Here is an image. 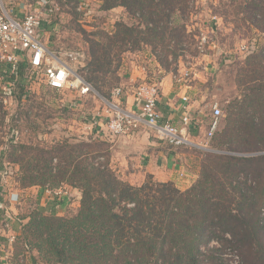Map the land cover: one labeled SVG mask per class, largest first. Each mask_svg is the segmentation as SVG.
Wrapping results in <instances>:
<instances>
[{"label":"trees","instance_id":"trees-1","mask_svg":"<svg viewBox=\"0 0 264 264\" xmlns=\"http://www.w3.org/2000/svg\"><path fill=\"white\" fill-rule=\"evenodd\" d=\"M100 1L104 10L123 7L135 22L118 20L112 31L97 32L104 40H93L88 62L91 71L85 81L105 96V88L97 82L99 73L115 74L113 65L121 52L145 44L169 71L168 59L156 52L163 48L164 56H169L173 51L167 48L172 42L184 49L182 44L193 38L186 21L195 0ZM243 11L247 21L264 34V0H247ZM55 24L42 23L47 30ZM253 41L255 49L247 55L248 66L242 67L240 82H255L248 86L250 106L256 104L264 113V44ZM178 55L173 52L174 58ZM7 81H12L13 91L18 87L22 92L28 90L24 78L12 76ZM247 108L242 106L240 115ZM235 121H231V130L215 134L212 149L201 151L200 174L186 189L152 176L140 185L132 184L99 161L103 154L87 141L81 143L78 155L67 141L41 150L52 154L50 160L59 155L64 161L58 167L46 165L44 180L61 177V182L81 192V201L72 216L59 215L56 208L50 214L40 210L28 223L36 237L32 247L54 264H230L220 260V248H212L211 241L248 250L255 236L264 234V118ZM76 158L80 160L75 162ZM3 211L0 207V216ZM257 256L248 254L247 259ZM239 264H264V259Z\"/></svg>","mask_w":264,"mask_h":264},{"label":"rangeland","instance_id":"rangeland-1","mask_svg":"<svg viewBox=\"0 0 264 264\" xmlns=\"http://www.w3.org/2000/svg\"><path fill=\"white\" fill-rule=\"evenodd\" d=\"M3 1L11 8L16 6L17 1L32 3L29 10L22 8L24 13L41 8L38 3L40 0ZM55 1L58 6L54 12L47 14L44 11L41 15L48 24L56 22L55 27L47 30L42 38L52 49L83 50L85 59L83 65L77 68L85 79L91 71L88 62L93 40H104L96 35L97 32L112 31L118 20L124 19L131 25L135 22L132 23L133 19L123 7L104 10L100 0ZM246 1L195 0V7L186 21L189 33L194 34L191 42H184L182 44L184 49L175 46L174 42L170 44L167 51L179 54L176 58L173 57V52L165 57L163 48L156 52L158 55L162 54L164 59H168L169 71L178 70L181 66L192 67L189 80L194 87L192 90L199 101L204 119L203 133L195 141L209 149H212L215 137L206 141L205 133L212 119L214 103L217 102L222 109L219 132L230 128L233 119L239 124L243 117L254 116L256 121L264 118L261 107L256 104L250 106L252 91L248 86L255 85V82L243 84L240 82L244 73L242 67L248 66L245 64L247 55L242 46L251 43L252 40H256L260 46L264 44V34L247 21V15L243 11ZM215 13L218 19L213 20L212 14ZM201 31L213 36L217 42L215 49L206 48L205 53L208 52V55L201 53L197 47L196 35ZM158 64L160 63L151 47L145 44L141 49L121 52L113 65V69H117L115 74L99 73L97 82L105 88L106 96L93 86L85 93L75 89L53 90L45 85L44 77L41 79L36 77V81L28 86L26 92H22L19 87L13 91L7 78L0 79V162L3 163L2 169L0 168V207L4 210L0 216L2 264H54L48 263L32 247L31 242H36V237L31 227L29 230L28 223L39 215L40 210H46L43 213L50 214L52 209L56 208V213L62 216L76 214L80 208L81 192L65 181L61 182V177L48 178V182L44 180L42 170L47 167L46 165L58 167L64 164V161L59 155L50 160L52 154L43 153L41 150H49L57 143L67 141L74 149L75 155H78L81 143L91 137V128L95 126L92 122L96 116L101 113L109 116V102L116 100L112 95L114 88L125 86L123 100L130 75L136 76L138 73L134 68L140 65L142 71L157 78L159 74L156 71L161 67ZM242 106L248 108L240 115ZM242 123L247 124L246 121ZM254 141L255 139L251 137L250 142ZM100 142L92 140L91 148L98 151L99 155L103 154L98 158L99 161L106 162L103 152L105 146ZM79 160L76 158L75 162ZM31 181L37 183L33 184ZM45 188L68 190L69 197L58 200L53 193H46L52 199H44ZM64 200L68 201L67 205H63ZM261 215L264 218L263 209ZM227 237L232 238L230 234H227ZM254 239L256 241L248 250L241 246L240 248H234L232 245L223 246L217 241H211L210 246L220 248V260H228L230 264L231 260H263L264 234H257ZM252 253H257L258 256L247 259V255Z\"/></svg>","mask_w":264,"mask_h":264},{"label":"built area","instance_id":"built-area-1","mask_svg":"<svg viewBox=\"0 0 264 264\" xmlns=\"http://www.w3.org/2000/svg\"><path fill=\"white\" fill-rule=\"evenodd\" d=\"M41 8L25 13L22 17L15 16L3 0H0V74L2 77L24 78L27 84L36 81V77H44L45 85L53 90L75 89L81 93L88 92L92 85L83 79L77 66L83 65L85 52L81 49L59 51L52 49L44 41L46 31L42 29L44 11L51 14L57 8L55 0H40ZM45 9V10H44ZM212 18L218 19L216 14ZM190 31V29L188 28ZM200 52L204 55L206 48L215 49L217 42L208 33L201 31L196 35ZM255 49L254 41L243 45L246 55ZM192 67L181 66L172 71L173 80L177 83H190ZM2 79V78H0ZM13 85L12 81H9ZM28 85V86H29ZM124 89L117 86L112 91L116 100L110 101L107 130L117 136L139 129L143 124L154 131L158 139L173 145L197 146L188 128L192 125V114L189 109L190 98L182 97L185 113L182 116L183 126L164 120L159 110V86L157 84H141L135 93L133 108H127L122 100ZM222 109L216 102L213 104V115L209 124L205 140H211L221 127ZM206 146V145H205ZM209 150V148L206 146ZM44 193H53L58 200L69 197L68 190L45 188ZM66 195V196H65ZM239 257V256H238ZM237 257V258H238ZM241 260H231L232 264H239Z\"/></svg>","mask_w":264,"mask_h":264},{"label":"crops","instance_id":"crops-1","mask_svg":"<svg viewBox=\"0 0 264 264\" xmlns=\"http://www.w3.org/2000/svg\"><path fill=\"white\" fill-rule=\"evenodd\" d=\"M30 4L32 3L17 1L16 6L11 8L6 2L9 10L17 17H22L25 14L22 8L29 10L32 6ZM42 29L47 31L43 25ZM158 66L161 65L158 64ZM140 67L138 65L134 68L135 72H138L137 75H130L126 83L128 86L123 99L124 105L130 109L134 107L135 93L140 84H157L159 86V110L162 118L183 126L181 122L185 110L182 97L187 95L190 98L189 109L193 118L188 131L194 141L198 140L203 133L202 123L204 119L199 101L195 98V92L192 90L194 88L192 83H177L173 80L172 71H167L161 68L162 66L156 71L159 74L157 78L151 73L142 71L143 69ZM0 78H2V74H0ZM105 115V113H101L93 120L92 123L95 126L91 128L90 133L92 134L87 142L92 143L94 139L97 142L101 141L100 143L105 146L103 152L106 163L123 179L132 184L140 185L149 176H152L157 181H172L181 189L190 187L197 180L203 157L201 151L208 150L204 144L200 145L195 141L197 146H176L158 139L154 131L144 124L133 132L115 136L107 130L106 124L109 116ZM44 195H46L44 199H52L46 193ZM62 203L67 205L68 201L64 200ZM0 264L2 263L0 262Z\"/></svg>","mask_w":264,"mask_h":264},{"label":"water","instance_id":"water-1","mask_svg":"<svg viewBox=\"0 0 264 264\" xmlns=\"http://www.w3.org/2000/svg\"><path fill=\"white\" fill-rule=\"evenodd\" d=\"M219 152H225V151H219Z\"/></svg>","mask_w":264,"mask_h":264}]
</instances>
